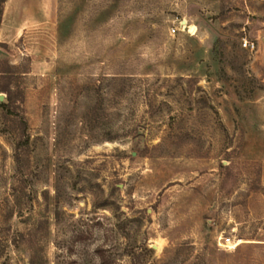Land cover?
<instances>
[{"label": "rangeland", "instance_id": "obj_1", "mask_svg": "<svg viewBox=\"0 0 264 264\" xmlns=\"http://www.w3.org/2000/svg\"><path fill=\"white\" fill-rule=\"evenodd\" d=\"M0 95V264H264V0H6Z\"/></svg>", "mask_w": 264, "mask_h": 264}, {"label": "built area", "instance_id": "obj_2", "mask_svg": "<svg viewBox=\"0 0 264 264\" xmlns=\"http://www.w3.org/2000/svg\"><path fill=\"white\" fill-rule=\"evenodd\" d=\"M177 28H172V32H174ZM243 47H245L246 49H249V50H253L254 47H255V43L254 42H251V41H248V40H244L243 43H242Z\"/></svg>", "mask_w": 264, "mask_h": 264}, {"label": "trees", "instance_id": "obj_3", "mask_svg": "<svg viewBox=\"0 0 264 264\" xmlns=\"http://www.w3.org/2000/svg\"><path fill=\"white\" fill-rule=\"evenodd\" d=\"M6 0H0V16H1V13H2V5L5 3ZM0 105L2 106H6L5 103L1 102Z\"/></svg>", "mask_w": 264, "mask_h": 264}, {"label": "water", "instance_id": "obj_4", "mask_svg": "<svg viewBox=\"0 0 264 264\" xmlns=\"http://www.w3.org/2000/svg\"><path fill=\"white\" fill-rule=\"evenodd\" d=\"M3 99V95H0V100H2Z\"/></svg>", "mask_w": 264, "mask_h": 264}]
</instances>
